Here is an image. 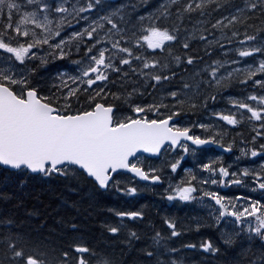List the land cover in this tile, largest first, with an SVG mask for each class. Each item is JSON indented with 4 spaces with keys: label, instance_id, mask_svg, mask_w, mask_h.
Instances as JSON below:
<instances>
[{
    "label": "snow or ice",
    "instance_id": "1",
    "mask_svg": "<svg viewBox=\"0 0 264 264\" xmlns=\"http://www.w3.org/2000/svg\"><path fill=\"white\" fill-rule=\"evenodd\" d=\"M193 16L200 19L184 26ZM217 50L224 58L210 59ZM244 58L253 62L236 66ZM65 61L71 72L61 70ZM258 77H264V0H158L154 7L149 0H0V204L11 205L0 208V264H187L182 253L194 250L213 258L223 251L226 264H264V78ZM236 83L260 92L229 97V109L213 111L223 125L187 122ZM242 123L254 134L241 138L240 154L261 162L237 171L221 157L203 162L209 145L231 153L237 141L227 139V126ZM161 156L169 158L146 163ZM187 156L199 163L175 180ZM128 174L163 188V200L207 209L206 217L193 218L195 231L214 227L216 241L175 247L182 235L177 219L161 217L166 227L158 229L143 208L108 209L117 222L101 227L115 243L99 251L78 236L65 245L27 226L38 215L26 210L21 194L29 182L56 178L73 191L87 186L98 199L112 191L135 196L140 189L120 179ZM216 185L247 191L221 195L210 190ZM58 223L77 231L63 218Z\"/></svg>",
    "mask_w": 264,
    "mask_h": 264
},
{
    "label": "trees",
    "instance_id": "2",
    "mask_svg": "<svg viewBox=\"0 0 264 264\" xmlns=\"http://www.w3.org/2000/svg\"><path fill=\"white\" fill-rule=\"evenodd\" d=\"M199 18L196 16L191 21L186 20L184 26H190L192 22ZM193 47L196 48L199 45L193 44ZM217 58H224L221 56L220 50H217L216 55L210 59ZM210 59L205 57L206 61L210 62ZM250 90H258V88L254 89L252 83L246 86L236 83L219 94L217 99L226 97L227 93L242 96L250 92ZM224 92L226 94L222 96ZM210 106L211 104H209V108ZM199 113L189 115L197 117ZM241 134L243 137L251 134L248 132L246 124L241 127ZM120 179L124 183L134 184L140 190L135 196H125L123 193L112 191L103 198L98 199L90 194V189L87 186L82 185L79 189L73 191L72 186L56 178L46 181L37 180L29 182L21 194L26 204V210L36 212L38 215L33 216L27 222V226L36 229L42 235L50 236L52 240L58 243L63 242L65 245H67L70 236H78L80 237V242L86 243L93 250L99 251L115 243L111 238V234L101 227L102 223L105 222H117V219L108 209L135 211L143 208L148 218L154 222L158 229L166 227L162 224L161 217L171 216L177 219L178 229L182 231V235L180 238L175 239V247L179 248L182 244L186 243L198 245L202 239L210 238L216 241L218 238L219 233L214 227L204 226L199 232H196L193 218L198 217V215L191 210L192 207L184 208L181 202L161 199L162 190L160 187L142 184L128 175ZM0 187H3V184H0ZM10 188L11 190H15L14 186H10ZM4 207L10 208L11 205L5 206L0 204V208ZM19 217L23 218L22 212L19 213ZM61 218L69 225L75 224L77 231L71 232L70 230H65L64 225L58 223ZM125 223H129L130 227H142L139 221L133 225L126 219ZM185 228L189 230L183 231ZM182 255L189 257L187 264H201V261L205 259L210 261V264H226L229 259V256L225 255L223 251L220 256L214 258L210 256L205 257L198 250L188 251L182 253ZM135 257L136 253L134 251L131 252L128 256L129 262Z\"/></svg>",
    "mask_w": 264,
    "mask_h": 264
},
{
    "label": "rangeland",
    "instance_id": "3",
    "mask_svg": "<svg viewBox=\"0 0 264 264\" xmlns=\"http://www.w3.org/2000/svg\"><path fill=\"white\" fill-rule=\"evenodd\" d=\"M157 2H158V0H149V3L152 4L153 7L155 6V4ZM139 14H142V13H139ZM74 30H78V29H74ZM229 58L236 59L235 53L231 54V56ZM252 62L253 61L251 59L244 58V61L241 64L236 65V66L243 67L244 63H252ZM58 67H60V65H57L56 67L50 69V72H49L48 75H53L55 73V71H56V68H58ZM61 70H67V71L71 72L72 71V67L68 64L67 61H65L64 64H63V67L61 68ZM258 78H264V77H258ZM47 83H51V81L48 80ZM252 91L253 90H250V92H252ZM255 91H257L258 93L260 92L259 89L255 90ZM250 92H247L246 94H243L242 96H240V95H232L230 93H227L226 97H224V98L221 97L219 100H217L215 102L214 106H210V108L208 107V110H206V111L201 110L197 117H191L189 115L187 122L191 123L192 121H197V122H203V123H215V124L223 125L224 122L217 120L215 117H212L211 113L213 111H215V110L229 109L230 108V105L228 103V98L229 97H233V98L241 97L242 98L243 96L248 95ZM224 94H226V92H224L222 96H224ZM209 104H212V102L210 101ZM244 124H246V128H247L248 132L251 133L250 127H249V125L247 123H242V124L237 125V126H227L228 129H229L228 133H232V135H230L231 139L233 137H236V141H237V146L235 147V148H237V152H235V155L230 156L228 158V164L225 165V166L232 165L231 171H237L238 168H243V167L254 168L261 162L257 158L242 157L241 154H240L239 148L244 146L240 142L241 138H243L245 140H250L251 139V135L254 134V133H251L249 136H246V137L237 136L238 133L241 134V127L244 126ZM194 130H196L199 133H201V130L199 128H194ZM260 143H264V140H261ZM257 147H258V145H257ZM177 155H179V151H177ZM216 157H221V156L220 155H216L214 157H209L208 155H203L202 159H203V162H207L209 158L215 159ZM237 157H239L240 159L237 160ZM168 158L169 157L164 156V160L168 159ZM188 158H189V161H188L189 165L188 166L184 165V162H185L186 159L183 160L182 161V167H180L178 169V174H173L174 177H175V180H179L180 177L184 175V168H196L197 163H199V161L194 162L193 158L191 156H188ZM186 162H187V160H186ZM160 164H161V162H160ZM160 164L155 163L154 166H159ZM166 175H167V170H166ZM165 186H166V184H165ZM230 188H231V191L233 190L232 192H234V194H231V191H230V193L226 192L225 191V187L220 189L219 185L212 186L210 190L220 191L221 195H227V196L235 195L237 192H246L247 191V189L245 187H243V186L242 187L241 186H238V187L236 186L235 187L234 185H232ZM161 190L163 192V188H161ZM197 195H198V193H197ZM185 204L192 205L194 207L193 210H196L198 212V216H200V217H204L205 215L208 214L207 213V209H205L204 207H202L198 203L191 202V203H185Z\"/></svg>",
    "mask_w": 264,
    "mask_h": 264
},
{
    "label": "flooded vegetation",
    "instance_id": "4",
    "mask_svg": "<svg viewBox=\"0 0 264 264\" xmlns=\"http://www.w3.org/2000/svg\"><path fill=\"white\" fill-rule=\"evenodd\" d=\"M193 134H197L195 130H193ZM211 150H213V148H209V151H210V152H211ZM234 150H236V149L234 148ZM229 186H230V185H229ZM229 186H226V187H229Z\"/></svg>",
    "mask_w": 264,
    "mask_h": 264
},
{
    "label": "water",
    "instance_id": "5",
    "mask_svg": "<svg viewBox=\"0 0 264 264\" xmlns=\"http://www.w3.org/2000/svg\"><path fill=\"white\" fill-rule=\"evenodd\" d=\"M209 146H211V145H209ZM143 154L146 155V156H148V157L151 155V154H148V153H143Z\"/></svg>",
    "mask_w": 264,
    "mask_h": 264
},
{
    "label": "bare ground",
    "instance_id": "6",
    "mask_svg": "<svg viewBox=\"0 0 264 264\" xmlns=\"http://www.w3.org/2000/svg\"><path fill=\"white\" fill-rule=\"evenodd\" d=\"M196 16H193L192 18H195ZM220 99V98H219ZM219 99H217V100H219ZM222 102V101H221ZM215 105V104H214ZM213 104H211V106H214ZM198 217H200V216H198Z\"/></svg>",
    "mask_w": 264,
    "mask_h": 264
}]
</instances>
